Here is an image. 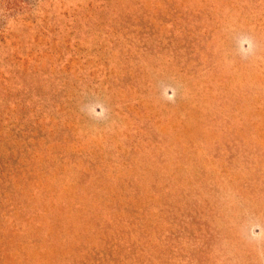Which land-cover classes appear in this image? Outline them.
I'll use <instances>...</instances> for the list:
<instances>
[{
	"label": "rangeland",
	"instance_id": "1",
	"mask_svg": "<svg viewBox=\"0 0 264 264\" xmlns=\"http://www.w3.org/2000/svg\"><path fill=\"white\" fill-rule=\"evenodd\" d=\"M19 1L0 264H264V0Z\"/></svg>",
	"mask_w": 264,
	"mask_h": 264
},
{
	"label": "trees",
	"instance_id": "2",
	"mask_svg": "<svg viewBox=\"0 0 264 264\" xmlns=\"http://www.w3.org/2000/svg\"><path fill=\"white\" fill-rule=\"evenodd\" d=\"M0 12H3L4 17L11 22L23 13V2L19 0H0ZM21 60H3L0 58V135L10 127L16 113L19 110H25L22 105L24 102L21 101L24 96H29L28 102H31V104L37 100L36 96L32 95V89L38 80L28 82L26 79L35 74H45V68L43 69L41 65L32 68V65L28 62L24 63L23 68L17 69L16 65L20 66L23 63ZM39 82L36 88L40 86ZM40 89L43 90L42 85ZM39 105L41 107V104ZM1 142L2 137L0 138V144ZM2 173L3 171L0 170V174Z\"/></svg>",
	"mask_w": 264,
	"mask_h": 264
}]
</instances>
